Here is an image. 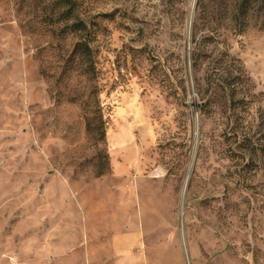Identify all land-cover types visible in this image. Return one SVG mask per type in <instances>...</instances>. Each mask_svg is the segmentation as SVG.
Returning a JSON list of instances; mask_svg holds the SVG:
<instances>
[{"label": "rangeland", "instance_id": "1", "mask_svg": "<svg viewBox=\"0 0 264 264\" xmlns=\"http://www.w3.org/2000/svg\"><path fill=\"white\" fill-rule=\"evenodd\" d=\"M72 1L0 0V258L91 182L99 264H264V0Z\"/></svg>", "mask_w": 264, "mask_h": 264}, {"label": "crops", "instance_id": "2", "mask_svg": "<svg viewBox=\"0 0 264 264\" xmlns=\"http://www.w3.org/2000/svg\"><path fill=\"white\" fill-rule=\"evenodd\" d=\"M92 185L91 182H86L79 194L75 196V203L80 208L84 217L83 228L81 231L75 233V241L72 243L67 239H60L59 242H54L51 231H47V233L45 232V244L42 250L37 253L36 247L30 246L29 250L23 253L24 256H28V259L24 262H17L16 264H99V257L96 252L97 244L94 240L95 234L91 217L93 214L92 202L94 200L93 196L90 194ZM132 237L131 231L127 233L116 232L112 240L113 246L110 247L108 244L106 246L108 249L107 255L111 258L113 253L118 259L120 258V261H123L125 249L132 247ZM10 256L9 254L7 255V257ZM16 257L19 256L14 252L13 258ZM7 260L10 262V260L5 257L0 258V264L8 263ZM12 262H10V264H13Z\"/></svg>", "mask_w": 264, "mask_h": 264}, {"label": "trees", "instance_id": "3", "mask_svg": "<svg viewBox=\"0 0 264 264\" xmlns=\"http://www.w3.org/2000/svg\"><path fill=\"white\" fill-rule=\"evenodd\" d=\"M65 2H67L68 4V9H67V12H68V15H67V18L68 19H73L71 25H70V29L72 31H76V32H79L81 30H85L86 29V24L84 23V21H80L74 14V2L72 0H65ZM79 47V50L80 49H89V47L87 46L86 43H82L81 45L78 46Z\"/></svg>", "mask_w": 264, "mask_h": 264}, {"label": "bare ground", "instance_id": "4", "mask_svg": "<svg viewBox=\"0 0 264 264\" xmlns=\"http://www.w3.org/2000/svg\"><path fill=\"white\" fill-rule=\"evenodd\" d=\"M196 1L197 0H191V3H190V6H189V14H190V16H189V21H191L192 20V17H193V10H194V7H195V4H196ZM124 118H119L118 120L119 121H121V120H123ZM126 136H125V133L124 132H122V131H120L117 135H116V138L117 139H123V138H125ZM189 178V173L186 175V177L184 178L185 180H184V183H183V186H182V190H181V194L182 195H184L183 193H184V190H185V186H186V184H187V182H188V179Z\"/></svg>", "mask_w": 264, "mask_h": 264}]
</instances>
